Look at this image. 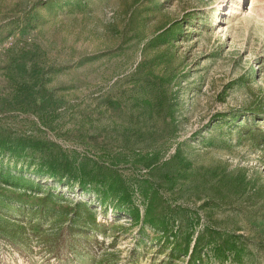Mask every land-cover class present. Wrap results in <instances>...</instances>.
<instances>
[{
  "label": "rangeland",
  "instance_id": "1",
  "mask_svg": "<svg viewBox=\"0 0 264 264\" xmlns=\"http://www.w3.org/2000/svg\"><path fill=\"white\" fill-rule=\"evenodd\" d=\"M45 1L0 0V131L11 128L12 146L0 153V264H186L153 229L104 211L94 185L48 176L51 154L120 158L126 181L150 177L198 226L249 237L243 264H264V209L202 204L208 167L264 179V0ZM23 132L33 139L19 146ZM152 151L151 169L124 160ZM185 158L186 177L166 179ZM4 191H49L57 204L40 212ZM78 201L97 215L95 245L62 229L73 224L63 205L70 216Z\"/></svg>",
  "mask_w": 264,
  "mask_h": 264
},
{
  "label": "trees",
  "instance_id": "2",
  "mask_svg": "<svg viewBox=\"0 0 264 264\" xmlns=\"http://www.w3.org/2000/svg\"><path fill=\"white\" fill-rule=\"evenodd\" d=\"M55 0L45 1V5L52 4ZM11 128L0 131V153L6 150H12L11 139L5 135L10 133ZM246 133L251 132L257 135L261 132L257 126L249 124L243 125ZM9 130V131H8ZM27 131V130H26ZM27 132L19 133L16 136L18 145H28L30 139H33ZM10 143V145H8ZM176 155L179 154V148H176ZM129 157V156H126ZM135 165H142L143 168L151 169L160 158L156 151L145 154H136L131 158ZM76 160V159H75ZM69 161V158L59 162L53 154L49 155L44 162L46 165V174L50 177H67L65 183H78L80 189H86L87 185H94L93 188L100 194V202L106 211L110 206L116 212H124L131 219V224H138L141 228L149 227L155 231L160 247L168 246L169 255L172 257L185 256L186 264H223L230 261V264H243L244 255L251 243L249 237L234 231H227L215 225L203 224L198 226L200 216L198 213L190 210L181 204H172L168 197L163 193L162 186L155 183L148 176L135 179L134 183L126 181L122 174L118 172L116 166L120 164V158H108V160H85L80 159L78 163ZM92 164L88 166L89 162ZM126 163V162H124ZM61 167L64 168L61 171ZM191 168V162L184 159L181 171L174 175H166V179L185 178L184 173ZM210 173L209 180L212 181L210 188L213 196L202 202L203 205L211 206H229L241 211H248L257 214L264 209V179L258 177H248L244 169H239L235 174H227L224 171H218L216 168H206ZM66 174H68L66 176ZM17 180L25 183L22 177H16ZM259 185H256L258 181ZM25 189L24 186H18ZM135 191L139 192L142 198V208H140L133 198ZM16 201L33 204L38 211L43 212L48 207H54L57 204L56 198L49 191L42 195L34 196L27 192H8ZM243 198V203L237 201ZM202 204L200 208H203ZM76 209L68 216L71 211L68 204L63 205L67 210L64 212L72 225L63 226L68 235H78L88 245L98 243V238L94 231L99 228L97 215L92 207L86 202L78 201L74 204ZM260 209V210H259ZM102 231V232H101ZM101 233H105L101 230Z\"/></svg>",
  "mask_w": 264,
  "mask_h": 264
}]
</instances>
